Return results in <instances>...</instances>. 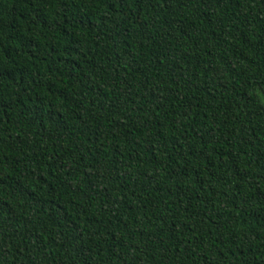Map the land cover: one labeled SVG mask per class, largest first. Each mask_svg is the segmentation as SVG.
Instances as JSON below:
<instances>
[{"label":"trees","instance_id":"16d2710c","mask_svg":"<svg viewBox=\"0 0 264 264\" xmlns=\"http://www.w3.org/2000/svg\"><path fill=\"white\" fill-rule=\"evenodd\" d=\"M0 264H264V0H0Z\"/></svg>","mask_w":264,"mask_h":264}]
</instances>
